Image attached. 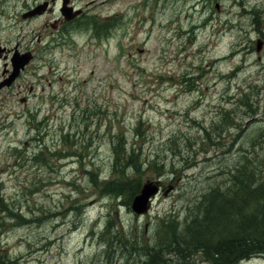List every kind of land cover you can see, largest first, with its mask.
<instances>
[{
  "label": "rangeland",
  "instance_id": "rangeland-1",
  "mask_svg": "<svg viewBox=\"0 0 264 264\" xmlns=\"http://www.w3.org/2000/svg\"><path fill=\"white\" fill-rule=\"evenodd\" d=\"M89 1L115 15L107 34L74 28L38 71L37 98L0 103V264H146V247L182 234L200 198L226 190L240 165L264 176V0L78 5ZM25 4L0 0L9 46L40 28L20 21ZM122 171L159 183L146 214L110 190ZM106 224L121 236L105 243ZM167 252L162 264H209ZM235 264H264V254Z\"/></svg>",
  "mask_w": 264,
  "mask_h": 264
},
{
  "label": "trees",
  "instance_id": "trees-1",
  "mask_svg": "<svg viewBox=\"0 0 264 264\" xmlns=\"http://www.w3.org/2000/svg\"><path fill=\"white\" fill-rule=\"evenodd\" d=\"M96 26L103 33L107 30V25ZM127 163H132L131 153L126 157ZM134 167L138 169L135 164ZM254 175L247 164H242L232 175L233 182L226 190L215 187L207 191L200 198V212L197 211L191 217L182 234L173 232L174 238L168 243L146 247L149 260L146 264L165 262L160 255L162 249L169 254L176 253L181 258L193 251L201 252L209 264H235L255 254H264V176L257 182ZM121 176L125 178L120 179ZM131 181L122 171L116 180L110 182V190L126 191L129 203L140 189V182ZM104 188H109V184L104 185ZM3 208L0 206V209ZM162 222L166 221H161L159 231L168 227ZM109 226H104L105 233L107 236L114 234L107 237L105 243L111 242L115 236H121L120 231L115 233ZM141 245L132 243L130 247L139 249Z\"/></svg>",
  "mask_w": 264,
  "mask_h": 264
},
{
  "label": "flooded vegetation",
  "instance_id": "flooded-vegetation-1",
  "mask_svg": "<svg viewBox=\"0 0 264 264\" xmlns=\"http://www.w3.org/2000/svg\"><path fill=\"white\" fill-rule=\"evenodd\" d=\"M25 0L26 4L22 7L18 16L20 21L29 24L31 22L38 23L40 28L36 29V33L32 40L28 43L21 44V40H16L12 45H7V40L0 39V88L2 97L0 96L1 106L10 103L11 98L15 97L16 102L27 104L33 99H36L35 94L38 83L47 77H37L38 71L42 66L52 63V49L54 44H59L65 40L66 32L69 29L81 27L85 24L87 16H94L97 19H112V15L100 17V12H92L93 9L87 10L88 4L83 7L78 5V0ZM65 7H71L68 14L71 17H66L64 13ZM78 10V12H76ZM76 12V14H74ZM74 14V15H73ZM100 17V18H99ZM44 41L41 43V37ZM40 42L41 44H39ZM28 53L30 60L19 69L13 77V59L15 55ZM27 76L35 78L32 83L31 79L24 81ZM44 88L41 87V90ZM50 92H46L40 96L41 103L44 98L50 97Z\"/></svg>",
  "mask_w": 264,
  "mask_h": 264
},
{
  "label": "water",
  "instance_id": "water-1",
  "mask_svg": "<svg viewBox=\"0 0 264 264\" xmlns=\"http://www.w3.org/2000/svg\"><path fill=\"white\" fill-rule=\"evenodd\" d=\"M260 44H261L260 42L257 43V50L259 49ZM26 59L19 61L18 66L22 65L24 61H26ZM156 191H157V186L155 184H152L150 182L145 183L142 189L140 190V192L134 196L131 204L132 209L137 213L145 212L148 207V201L150 196L155 194Z\"/></svg>",
  "mask_w": 264,
  "mask_h": 264
}]
</instances>
